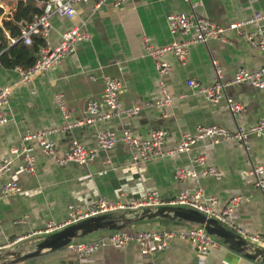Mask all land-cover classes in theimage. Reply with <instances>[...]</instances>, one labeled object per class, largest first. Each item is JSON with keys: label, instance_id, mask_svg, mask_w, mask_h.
I'll return each instance as SVG.
<instances>
[{"label": "crops", "instance_id": "0c3cea01", "mask_svg": "<svg viewBox=\"0 0 264 264\" xmlns=\"http://www.w3.org/2000/svg\"><path fill=\"white\" fill-rule=\"evenodd\" d=\"M35 1L16 0L12 7L0 1V5L8 9L22 2L39 8ZM191 7L199 17L224 28L244 21L254 13H264V0H130L119 7L108 1L97 9L93 2L79 3L74 7L76 15L71 20L56 16L49 20L47 39L50 45H55L60 34L72 27L87 32L88 42L78 44L72 55L26 85L19 83L13 69L0 66V86L9 87L7 106L1 110L8 121L0 127V161L12 159L10 150L20 146L26 133L50 129L58 130L47 137L57 154H62L72 140L95 154L94 160L85 167L75 164L57 167L40 155L34 142L23 144L34 149V173L25 174L21 170V161L14 160L10 171L0 178V187L5 183L19 187L14 196L0 195V247H4L0 253L20 244L24 252L30 251L32 245L43 238L36 233L48 221L61 222L68 205L88 208L99 198L126 204L140 200L150 191H157L160 199L167 203L182 189H193L190 182L174 181L172 174L174 169L190 165L197 155L203 156L205 164L215 167L221 174L215 180L201 176V168L194 167L200 189L206 196L217 198L215 211H220L231 197H240L227 229L242 235L240 237L246 242V236H257L261 243L264 242V194L253 188L249 176L251 168L264 163L263 137L249 136L246 150L232 142L216 146L202 142L187 155H170L140 165L132 164L131 151L120 143L105 152L95 144L94 137L101 131H111L116 136L127 131L146 139L158 129L166 133L163 150L169 151L181 135L192 132L197 125H216L234 131L248 129L264 120V91L246 84L228 87L223 90L222 99L210 105L185 85L189 79L201 84L211 83L214 76L211 61L217 62L225 79L239 69L254 72L264 67V53L250 47L244 39L253 32V28L247 26L242 29V34L228 32L227 44L211 41L189 46L182 62L171 55L165 56L170 72L163 77L162 84L173 102L163 109L145 107L160 98L161 91L152 60L144 53V44L160 47L182 40V37L168 33L165 17L170 13H188ZM1 20L0 15V27ZM3 37L9 46L8 33L4 32ZM29 57L34 58L33 52ZM103 77L121 83L119 103L124 108L139 107L138 113L62 131L65 124L84 120L89 101L101 100ZM55 95L60 96L66 117L60 112ZM227 99L240 106L241 111L236 116L225 109ZM22 218L24 222L17 224ZM194 227L197 226L177 221L144 220L125 228L158 232ZM110 233L98 231L86 240L75 241H94ZM18 238H22L19 243L5 247ZM212 238L216 245L203 259L188 243L173 240L167 250L150 257L139 254L132 244L81 257L64 247L15 264H264L248 261ZM253 246L264 249L260 243Z\"/></svg>", "mask_w": 264, "mask_h": 264}, {"label": "built area", "instance_id": "2783aa9c", "mask_svg": "<svg viewBox=\"0 0 264 264\" xmlns=\"http://www.w3.org/2000/svg\"><path fill=\"white\" fill-rule=\"evenodd\" d=\"M108 1L113 6L119 7L130 0H36L35 4L39 7L41 13L32 15L28 23H25L26 28H22L20 26L21 22L17 23L13 18L15 7L4 9L0 5L1 21L10 23L13 27H16L18 33L16 38H8L9 45L21 41L23 45L30 47L32 37H37L41 41V44L33 53V63L28 68H13L18 76L19 83L24 85L29 84L37 75L56 66L63 59L72 55L78 44L88 42L89 36L86 31L72 27L60 34L59 40L55 45H50L47 38L50 30L49 20L52 16L71 20L76 15L74 9L76 4L93 2L94 8L97 9ZM182 1L188 2V0ZM165 23L168 33L171 36L178 35L182 37V40L173 41L160 47L144 44V53L152 60L161 91V97L152 103H147L145 105L146 108L163 109L170 106L173 102V98L165 93L162 84L163 77L170 72V65L164 60L165 56L171 55L182 62L185 59L189 46L206 44L211 41L227 44L228 39L226 34L228 32L242 34L241 31L246 26L252 27L253 32L245 35L244 39H246L250 47L264 53V13H254L244 21L234 22L222 28L196 15L193 7H191V11L188 13L167 14ZM211 66L214 73L211 83L201 84L190 79L185 82L188 89L200 95L210 105L218 103L222 99L223 90L228 87L246 84L256 90L264 91V67L254 72L239 69L229 79H225L216 61H211ZM102 82L101 100L89 101L86 105L84 120L73 124H65L62 131H67L73 127L91 125L96 121L132 117L138 113L139 107L124 108L119 103L118 95L122 89L120 82L109 77H103ZM180 97L182 98L184 95H180ZM8 98L9 87L0 86V127L8 121L1 114V110L7 106ZM54 100L60 112L66 117L60 102V96L55 95ZM102 109H106V111ZM225 109L232 116H236L241 111L240 106L230 99L225 100ZM57 131V129H50L26 133L21 138L20 146L10 150L9 154L12 156V159L4 158L0 161V178L10 171L12 161L14 160L21 161V170L25 174L32 175L34 173L35 158L32 155L34 149L31 146L23 145L24 143L34 142L35 149L40 155L52 161L57 167H66L70 164L85 167L94 160L95 154L75 140L69 142L67 149L62 154H57L54 144L47 139L49 135ZM249 136L264 138V120L257 122L248 129H236L234 131H228L216 125H197L192 132L181 135L176 145L169 151L163 150L166 133L158 129L153 130L146 139L137 138L127 131H123L119 136H116L111 131H101L94 138L96 147L104 152L120 143L131 151L132 164L140 165L170 155H187L198 143L202 142H207L212 146L232 142L239 144L246 150V140ZM195 166L201 168V176L212 177L215 180L221 177L220 172L215 167L206 165L203 156L197 155L193 158L190 165L176 168L172 174L174 181L190 182L193 189H182L167 203L160 199L157 191H150L144 193L140 200L130 201L126 204L99 198L88 208L68 205L66 207L65 218L61 222L48 221L36 235L45 237L61 231L70 225L101 215L124 213L140 209H154L163 206L190 209L203 214L206 218L216 220L225 228H229L231 226L230 216L240 202V197H231L220 211H215V206L218 203L217 198L206 196L200 189L198 186V175L194 170ZM249 176L252 180L253 188L264 194V163L251 168ZM18 192L19 187L13 183H5L0 187L1 197L14 196ZM23 222L24 218L19 219L17 224ZM245 239L252 245L258 243L264 245V242L262 241L261 243L257 236H246ZM21 240L22 238L15 239L5 247L16 245ZM173 240L188 243L200 259H203L216 245L215 240L199 227L179 231L158 232L133 231L123 228L94 241L69 242L65 246V249L81 257L91 255L102 249H122L132 244L137 247L139 254L150 257L167 250ZM2 248L4 247H0V250Z\"/></svg>", "mask_w": 264, "mask_h": 264}, {"label": "water", "instance_id": "95a60500", "mask_svg": "<svg viewBox=\"0 0 264 264\" xmlns=\"http://www.w3.org/2000/svg\"><path fill=\"white\" fill-rule=\"evenodd\" d=\"M20 26L26 28L25 22ZM32 56V52H29ZM165 220L189 223L202 228L207 235L221 242L228 250L240 254L248 261L264 263V249L255 247L229 229L223 227L214 219L206 218L196 211L163 206L154 209H140L120 214H107L86 219L76 224L65 227L61 231L39 239L30 251H23L20 245L14 246L5 253H0V264H15L21 261L38 257L44 252H53L64 248L69 242L79 240L98 231L114 232L140 221ZM1 260H4L3 262Z\"/></svg>", "mask_w": 264, "mask_h": 264}, {"label": "trees", "instance_id": "16d2710c", "mask_svg": "<svg viewBox=\"0 0 264 264\" xmlns=\"http://www.w3.org/2000/svg\"><path fill=\"white\" fill-rule=\"evenodd\" d=\"M40 13L41 10L39 8L28 3L18 2L15 6L13 18L17 23H28L32 15ZM4 32H7L10 38H16L18 36L16 27L2 21L0 27V66L3 69H13L15 67L28 68L34 60V58L29 57V51L31 50L33 53L36 51V48L41 44L40 39L32 37L30 47L23 45L21 41L7 46L6 40L3 37Z\"/></svg>", "mask_w": 264, "mask_h": 264}, {"label": "rangeland", "instance_id": "374dc122", "mask_svg": "<svg viewBox=\"0 0 264 264\" xmlns=\"http://www.w3.org/2000/svg\"><path fill=\"white\" fill-rule=\"evenodd\" d=\"M0 1L5 2L6 5L12 7V6L14 5V3H15L16 0H0ZM93 236H94V235H93ZM89 237H91V236L88 235L86 238H83V239H81V240H86V239H88Z\"/></svg>", "mask_w": 264, "mask_h": 264}]
</instances>
